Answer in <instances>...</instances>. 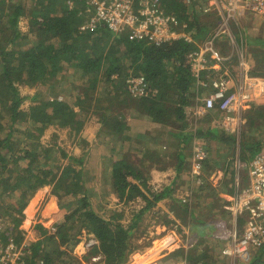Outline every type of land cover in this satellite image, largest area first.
Returning <instances> with one entry per match:
<instances>
[{"label": "trees", "instance_id": "16d2710c", "mask_svg": "<svg viewBox=\"0 0 264 264\" xmlns=\"http://www.w3.org/2000/svg\"><path fill=\"white\" fill-rule=\"evenodd\" d=\"M28 3L30 5L25 7L21 3L0 0V133L5 131V136L0 137V170L9 162L13 166L9 169L10 176L0 180V192L11 197L14 192L18 193L4 210L13 224L0 234L13 239L15 248H19L25 232L19 228L21 219L17 217L22 216L27 201L40 186L54 184L59 211L34 225L39 237L20 247L19 262L83 264L73 249L79 242L82 229H86L98 242L91 247V253L102 256L104 264H125L134 248L131 238L135 222L155 209L160 200L170 198L175 180L179 178L176 176L167 184L155 181L141 165L143 162L131 158L132 150L141 158L158 162L164 161L168 155L174 156L178 174L185 164L183 149L194 135L201 138L202 133L208 140L214 139L217 146L216 155L209 153L206 165L212 171L222 172L225 186L234 180L235 136L219 131L217 127L207 132H201V127H197L196 133L188 131L185 115L187 107H195L201 100V70L198 73L193 71L188 56L198 49L199 39L202 41L212 35L215 19L209 16L205 24L198 2L162 0L164 10L175 16L179 27L190 32L192 40L178 38L154 43L146 39H130L124 33L113 34L104 24L83 28L92 16L86 0H28ZM21 16L28 18L29 34L36 37L35 41L25 42L27 34L18 29ZM239 39L237 42L246 48L253 47L254 54L259 56L251 73L264 75V36L246 35ZM222 54L225 56L224 52ZM236 55H229L219 70L208 63V69L202 74L213 77L226 69L232 71L239 59ZM261 65L262 69H259ZM64 68L71 69L79 81V90L69 102L51 99L30 105L26 110L20 108L25 97L19 94L16 83L46 85ZM139 77L144 79V86L134 92L130 80ZM257 100L247 104L243 116L245 124L240 134V157L245 162L264 147V99L261 103ZM126 108L135 110L137 119L147 121L149 126L151 123L162 126V129L148 126V130L139 132L136 137L144 142L164 141L165 145L159 144L160 149L150 150L148 145L132 142L128 152L113 149V154L103 156L107 174L104 173L102 180L115 195L116 205L132 203L136 210L133 224L124 227L114 221L115 210L105 199L101 201L99 196L87 192L85 175L68 164L55 166L53 154L42 142L52 126H69L79 132L84 123L81 112L99 114L101 126L119 141L126 142L131 139L127 131L132 120L127 118ZM165 127L171 129L165 131ZM19 132L24 136V146L20 153H16ZM256 133H261L263 138L252 140ZM27 138L33 143H26ZM163 146L173 148L175 152L169 154L168 148L164 150ZM20 162L24 166L19 167ZM15 168L17 171L13 170ZM198 177L197 190L201 191V174ZM203 181L204 185H210L207 178ZM107 194H101V197ZM188 249L183 252L184 249L179 248L178 251L186 258ZM198 257L201 259V253ZM246 264H264L263 250H257Z\"/></svg>", "mask_w": 264, "mask_h": 264}, {"label": "rangeland", "instance_id": "374dc122", "mask_svg": "<svg viewBox=\"0 0 264 264\" xmlns=\"http://www.w3.org/2000/svg\"><path fill=\"white\" fill-rule=\"evenodd\" d=\"M139 1L140 3H136V10L141 9L143 0ZM9 2L14 4L21 3L25 5V7L30 5L28 0H9ZM199 8L201 9V5ZM187 9H190L188 4ZM89 10H91L90 15H92L93 8L90 7ZM200 16L206 24L209 17L202 12ZM27 19L28 18L26 16H21L18 23V29L24 35L27 34L25 42L31 40L35 41L36 37L29 34ZM86 23L87 21L84 24ZM242 25L243 23L238 25L235 24V26L233 25V28H236V26L237 28H242ZM247 25L248 27H243L244 30H247L248 34L263 36L264 31H262L260 26L261 24L258 21L254 22L253 26L251 24ZM252 29H254V32H252ZM178 32L182 34L184 33V35H190V32L184 29L183 26H181ZM112 33L115 34L114 32ZM123 33L129 36L128 29H125L120 34ZM190 38L192 40L191 35ZM199 40V42L197 41L198 48L201 46V39ZM204 40L205 39L202 41ZM218 42L219 41L216 43ZM249 48L250 47H248L247 50L250 51ZM220 50L225 53L226 58H228L231 54H238V56L236 55V58H238L239 55H242L245 60L246 57L248 58V56L244 55V51L247 55L246 49L244 50L242 47L236 48V46L226 43L225 46L222 45L220 47ZM255 51L256 50L253 49L252 52H248L250 56L253 55L252 58L254 61V67L259 58V56L254 54ZM260 67H262V65L259 66V69H262ZM78 82V76H74L71 69L64 68V70L58 73L56 77L50 79V82L46 85L28 86L22 83H16L19 94L25 97V100H23L20 108L26 110L30 105L38 104V102L43 100L51 99H59L64 102H69L71 96L76 95L79 90L77 87ZM97 91L99 90L97 89ZM95 95L98 96V92H95ZM32 96H36V98L32 100ZM263 99L264 97L259 98L257 103L258 101L261 103V100ZM104 100L107 101L106 98ZM93 104H95L94 101ZM124 109L125 108H122L121 111H124ZM185 110L187 111V109ZM126 114L127 118L133 119L134 121L138 118V114L133 109L127 110L126 108ZM81 115H83L82 117L84 118V123L82 124L83 127L79 132L73 130L69 126H52V129L46 133V139H44V142H41L44 146L50 149V154H53L54 157L52 162L55 166L63 167L68 164L73 166L76 170H80L87 178L84 184L87 192L99 196L101 201L105 199V201L115 210L116 219H114V221H118L124 227H127L128 225L133 224L132 222L136 211L135 207L132 203L116 205V199H113L115 198V195L112 194V191H109V187H107L106 183L102 180L104 173L107 174V166L105 165V159L103 156L105 154H113V149H115V151L123 150L124 153L128 152V148L131 149L132 142L148 145L150 150L154 148L160 149V145H165V142L161 141L160 143H157L155 140L144 142V140L140 137H136V134L145 130L146 127L142 124H135V126H133L131 122L129 123V129L127 131V134L131 139H127L126 142H122L117 139V136L107 132L101 126L100 118H98V116H100L99 114L95 115L87 113L85 115V112L84 114L81 112ZM242 122L245 124L244 118ZM204 123L205 121H202V125H204ZM191 124L195 127L196 121H193ZM198 126L201 127V120L199 121ZM157 127L162 129V126L160 125ZM187 127L190 128L188 123ZM168 129L171 128H164L165 131ZM3 136H5V131L0 133V137ZM16 138V142H18V144H16L15 150L16 153H20L21 148L24 146V143H22L24 136L19 132L17 133ZM251 138L252 140H258L262 139L263 135H261V133H256V137ZM26 141L28 144L33 143V141L28 138ZM193 141H195L194 138L188 142V147H185L183 150V154H185V164L183 169H181L178 174L174 172L177 165V162L174 160V156L168 155L167 157H164V161L158 162L147 158H141L140 154H138L135 150L130 152L131 155H133L131 157L132 159L143 162L141 165L145 170L149 171V175H151L152 179L155 181L160 180V183L167 184L171 182L174 177L178 176L179 178L176 179L171 191V195L175 194L174 197H170V199L167 197L160 200L155 209L153 208L148 211L135 222L136 226L133 230L131 238L134 248L129 254L125 264H228L226 260H221L222 257L220 254H222L221 248L223 244L221 243V245L213 238V223L217 219H222L224 221L229 220L223 210V206L234 198V194L243 186V184H246V174L249 161L245 162L238 158V162L240 164L236 165L238 182L234 188V183H230L225 186L223 184V174L218 173L217 170L212 171L206 165L207 160H205L204 165L203 163L201 165V191H199L197 190V185L200 182V179L195 180L191 177V167L193 161L192 149L194 147ZM197 145L198 144H196L195 147ZM29 146L36 148V146L33 145ZM134 147L135 146L132 148ZM163 148L166 150L168 147L163 146L162 149ZM209 149L211 151L207 150L208 156L209 153L216 155V144L214 145V143H212ZM173 151L175 152L173 148H170V150H167V153L171 154ZM19 164H22L19 167L24 166L23 162H20ZM11 165L12 163L9 162L6 167L1 168L0 180L9 175V169L13 167H11ZM208 165H211V163ZM13 170L17 171V168ZM13 177V174H11V178ZM204 178H207L210 185H204ZM211 188H214V190ZM101 194L107 195L102 198ZM17 196V192H14L12 197L9 196L8 193L5 194L3 191L2 193L0 192V233H2L7 227L11 228L13 224L9 217L4 213V210ZM58 198L57 194L55 195L54 193V184L40 186L32 194L22 211V216L19 215L17 217L21 219L19 228L25 232L20 247L30 244L38 239L39 235L35 230L34 225L45 221L59 211L60 203ZM178 199H181L182 202ZM106 202H104V204ZM190 213L193 215L189 216ZM238 220L239 230H242L243 225H245V220L240 217ZM228 223L230 222L228 221ZM201 231H203L202 234ZM2 235L4 236V234H0V264H22V262H19L20 247L15 248L13 239L3 237ZM78 238L79 242L74 247L73 253L81 259L82 263L104 264L102 256L90 252L91 247L98 244L97 242L92 246L88 245L90 241L96 240L94 235L88 230L82 229ZM188 240L194 241L195 243L193 247L188 250L189 255L185 258V254H183L184 251L179 253L178 249L181 247L183 249ZM150 251H152V255L145 263H142L139 260L136 261V258L142 257ZM200 253L201 259L198 257V254Z\"/></svg>", "mask_w": 264, "mask_h": 264}, {"label": "built area", "instance_id": "2783aa9c", "mask_svg": "<svg viewBox=\"0 0 264 264\" xmlns=\"http://www.w3.org/2000/svg\"><path fill=\"white\" fill-rule=\"evenodd\" d=\"M192 1L201 5L203 14L215 19L212 35L201 41V46L188 56L193 71L198 73L201 70V85L210 89L201 98L194 115L199 117L203 112L217 109L224 114L218 125L230 128L232 132L238 131L244 106L264 96V77L251 75L242 55H239L237 63L238 78L226 69L222 75H206L202 79V71L208 69V63L217 66L216 70L225 64L228 58L216 50L215 43L222 36L231 37L230 26L232 23L237 24L241 17L255 14L264 19V0ZM86 3L93 8V13L83 28H96L104 24L115 34L128 29L130 39H146L154 43L178 38L191 40L190 35L178 32L181 27L175 16L164 10L162 0H143L139 10L135 8V0H86ZM130 82L134 84V92H139L144 86L142 77L133 78ZM207 156V150L200 144L194 148L191 177L195 180L199 179L202 162ZM247 170L248 182L223 206L231 223L222 219L213 223L215 229L212 235L223 244L222 255L236 264L248 263L252 251L264 246V148L250 159ZM239 217L245 220L242 230H239ZM94 243L97 240L90 241L88 245ZM184 246L192 247L193 242Z\"/></svg>", "mask_w": 264, "mask_h": 264}, {"label": "crops", "instance_id": "0c3cea01", "mask_svg": "<svg viewBox=\"0 0 264 264\" xmlns=\"http://www.w3.org/2000/svg\"><path fill=\"white\" fill-rule=\"evenodd\" d=\"M238 22H237V24L236 25H238V24H241V23H243V25H242V28H237V26H236V28H233V25L235 26V24L234 23H232V25L230 26V33H231V37L230 36H222L221 38H219L217 41H219L218 43H215V48H216V50L217 51H219V53L221 54V55H223L222 54V50H220V47L223 45V46H225L226 45V43H228V44H230V45H234V46H236V48L237 47H242L243 49L245 48L246 49V51H247V55H246V52L244 51V55L245 56H248V58L246 57V64H247V66H248V68H249V73L251 74V75H255V74H252L251 73V69H253V65H254V61H253V55L252 56H250V54L248 53V52H252L253 51V47H250L249 49H250V51L249 50H247L248 49V47L246 48V45H243V44H241V42L239 43V42H237V38L239 39V37L240 38H242V36H246V35H250V34H248V32H247V30H244V27L243 26H245V27H248V25L247 24H251L252 26H253V23L254 22H259L261 25V29H262V31H264V19L263 18H261V17H258V16H256L255 14H253V15H246L245 17H241V18H239L238 20H237ZM240 22V23H239ZM252 32H254V29H252ZM250 36H254V35H250ZM263 36H264V34H263ZM240 40V39H239ZM222 51V52H221ZM225 54V53H224ZM228 58H229V56H228ZM238 63V62H237ZM211 65H213L214 67H217V66H215L214 64H211ZM226 67H228V69H229V66H226ZM225 73V71H222V72H219V75H222V74H224ZM232 74H233V76H235L236 78H238L239 76V67H238V65H236V66H234L233 67V70H232V72H231ZM206 75H208V76H210L209 74H204V75H202V79H204V77L206 76ZM213 75H216V74H213ZM218 75V76H219ZM255 76H263L264 77V75H255ZM210 89H209V87H206V86H202L201 85V98L204 96V95H206L207 93H208V91H209ZM200 102V101H199ZM199 104V103H198ZM197 104V105H198ZM248 104V103H247ZM247 104L244 106V109H243V111H245V109H246V107H247ZM197 105L194 107V106H189L188 108H186L187 109V111L185 110V115H186V121H188L187 123H188V125H190V128L189 127H187V130L188 131H193L194 133H196V130H197V127H199L198 126V123H199V121L201 120V132L202 131H205V132H207V130H210V131H212L213 129H214V127H217V128H219V131H226V132H228V133H231L232 135H234L235 136V138L237 139V143H236V145H235V155H234V159L236 160H233V162H232V164H233V166L235 167V176H234V180L233 181H231V182H229L228 184H232V183H234L233 184V186H234V188H235V185H237V182H238V175H237V166H236V163H237V161H238V158L239 159H241V157H240V153H241V151H240V134H241V130H242V127H243V122H242V124H241V126H240V128L238 129V131H235V132H232V130L229 128V129H226L225 127H223V126H219L218 125V123H219V121H221V118H222V116L224 115L222 112H220L219 110H217V109H212V110H209V111H206V112H203V113H201V115L199 116V117H195V115H194V110H195V108L197 107ZM190 108V109H189ZM243 116H244V112H243ZM243 118V117H242ZM133 120V119H132ZM193 121L195 122L196 121V126L195 127H193V125L191 124V123H193ZM202 121H205V123H204V125H202ZM243 121V120H242ZM131 124L133 125V126H135V124H137V125H139V124H142V125H144V127H146V129L148 130V126H149V124H148V122L147 121H145V120H139V119H136V121H131ZM150 126H158V124H156V123H151L150 124ZM149 126V127H150ZM192 128V129H191ZM192 138H194L195 139V141H193V143H194V147H195V145L196 144H200L203 148H205L206 150H209V148H210V145L212 144V143H214V145L216 144V142L215 141H213V140H208L206 137H205V135H203L202 133H201V138L200 137H198V136H196V135H194ZM191 138V139H192ZM188 147V146H187ZM194 147H193V149H192V158H193V153H194ZM190 148H191V146H190ZM168 149L170 150V147H168ZM185 149V148H184ZM183 149V150H184ZM263 149V148H262ZM261 151V150H260ZM259 151V152H260ZM184 157H185V154H184ZM237 158V159H236ZM206 160V159H205ZM204 160V161H205ZM204 161L202 162L203 163V165H204ZM250 161V160H249ZM174 172L177 174V172H176V169H174ZM218 173H222L220 170H218ZM247 176V182H248V180H249V177H248V170H247V174H246ZM174 179H175V177L172 179V181H174ZM176 181V180H175ZM225 181V180H224ZM246 182V183H247ZM227 184V185H228ZM243 185H245V184H243ZM174 194V193H173ZM175 195V194H174ZM174 195H171V198H173L174 197ZM170 199V198H169ZM224 210V209H223ZM225 212V211H224ZM225 214H226V212H225ZM226 216H227V219H229V221H230V218H229V216L226 214ZM230 223H231V221H230ZM215 228H213V230H214ZM202 232L203 231H201V234H202ZM211 232V231H210ZM205 236V235H204ZM215 239V238H214ZM216 241H218L220 244H221V242L219 241V240H217V239H215ZM188 242H193V245H194V241H189L188 240ZM187 242V243H188ZM222 245V244H221ZM182 248V247H181ZM190 249V247H183V251H186L187 249ZM188 249V250H189ZM222 249V248H221ZM260 249H262L263 250V252H264V246H262V247H260V248H256V249H254L253 251H252V256H253V254L257 251V250H260ZM152 255V251H150V252H148L147 254H145V255H143L142 257H139V258H136V261L137 260H139V261H141L142 263H145L146 262V260L150 257ZM221 255V257H222V259L221 260H223V261H225L226 260V262H228V264H236V263H233L229 258H227V257H224V256H222V254H220ZM220 259V258H219ZM238 264H243V263H241V262H239Z\"/></svg>", "mask_w": 264, "mask_h": 264}]
</instances>
